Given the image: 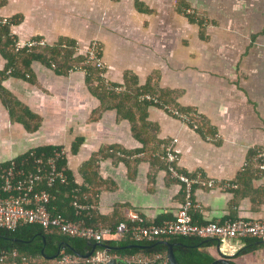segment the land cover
Returning a JSON list of instances; mask_svg holds the SVG:
<instances>
[{"label": "crops", "instance_id": "obj_1", "mask_svg": "<svg viewBox=\"0 0 264 264\" xmlns=\"http://www.w3.org/2000/svg\"><path fill=\"white\" fill-rule=\"evenodd\" d=\"M0 16L14 19L10 33L20 41L38 36L51 43L66 36L84 50L98 40L108 82H122L129 71L139 84L155 76L158 87L180 90L176 101L204 117L212 138L158 106L147 108V120L156 137L151 147L176 138V166L196 179L192 217L198 223L264 220V0H5ZM4 64L0 55V68ZM32 73L35 82L14 76L1 82L41 122L28 132L0 100V163L37 146H60L80 184L79 167L103 145L128 151L143 146L114 109L93 119L99 100L83 71L61 75L34 61ZM76 138L81 142L72 152ZM133 161L116 155L97 161L105 185L92 206L100 215L116 207L126 216L134 210L150 223L174 218L184 185L157 160ZM218 245L207 248L215 258L233 256L243 243ZM250 253L229 259L259 264V258H247Z\"/></svg>", "mask_w": 264, "mask_h": 264}, {"label": "trees", "instance_id": "obj_2", "mask_svg": "<svg viewBox=\"0 0 264 264\" xmlns=\"http://www.w3.org/2000/svg\"><path fill=\"white\" fill-rule=\"evenodd\" d=\"M4 2L5 0H0V7ZM3 19L4 17L0 16V55L5 62L4 66L0 68V100L7 108L12 120L21 123L28 132H34L40 126L41 117L31 111L27 105L22 103L1 84L2 80L9 76L35 82L32 73V63L39 61L61 75H66L71 70L76 69L83 71L86 87L99 100L98 106L92 111L93 119H98L107 109H114L117 120L128 119L133 135L143 144L142 147L131 151L125 150L117 144L103 145L99 150L93 152L79 167V173L83 178V182L80 184L75 181L72 171L67 167L66 156L60 158L58 167L63 170L67 180L66 183L57 182L52 187H46L52 196L48 204V209L52 214H61L70 220H83L86 225L96 229L115 228L121 221L129 223L127 216L121 214L117 207L108 215H100L92 206L96 195L105 185V181L98 174L97 161L107 156L115 155L125 162L134 160V163L142 158H148L157 160L160 164L159 166L167 170V166L161 157L164 153V147L159 148V141L154 142L155 145L151 147V142L155 141L156 137L153 132L154 125L147 120V108L149 106L161 107L167 104L177 108L183 114H191L192 123H189V125L212 138L213 131H211L204 117L194 108L178 104L176 98L180 90L158 87L155 76H148L143 84H139L136 75L129 71L124 73L122 82H108L100 75L101 72L105 71V68H100L95 61H88L87 52L79 48L78 42L74 38L62 36L51 43L46 41L47 44L45 45L17 48L15 46L16 38L12 37L10 33V24L14 19H6L5 21ZM197 21L198 23L200 22L199 19ZM36 38L40 37L36 36ZM118 86L123 89L117 91L115 88ZM142 95H149L152 99L141 97ZM153 99L157 101L154 102ZM80 142L81 138L74 140L71 146L72 152L76 150ZM54 148H59V146H37L14 159L17 163L21 161L31 163L35 157L43 154L48 155ZM142 152L145 154L142 155ZM138 154H141V156ZM8 164L9 160L0 163V173ZM41 187H45V185L38 186V188ZM2 194L0 180V195ZM74 198H76L78 203L86 205L87 208L77 211V208L73 205ZM193 219L195 221L194 216ZM161 222L162 220H157L153 223L160 224ZM145 223L149 224L150 222L145 221ZM240 240L243 245L233 256L227 257H237L264 246V241L250 235L242 237ZM166 242L172 243L174 256L179 264L211 263L215 256L207 248L214 247L219 243L215 238L179 234L160 235L151 240H134L129 233H126L116 239H105L101 241L104 246H97L96 248L143 244L146 245L143 248L132 247L108 250L111 253L128 257L160 254L165 258L167 251ZM90 243L85 238L63 233L56 227L44 228L39 224L31 223L14 229L0 227V251L4 250L11 254L13 250H16L19 257L25 256L40 264H53L61 253H76L83 256L91 249ZM81 264H86L85 259H83ZM165 264H169L168 261Z\"/></svg>", "mask_w": 264, "mask_h": 264}, {"label": "built area", "instance_id": "obj_3", "mask_svg": "<svg viewBox=\"0 0 264 264\" xmlns=\"http://www.w3.org/2000/svg\"><path fill=\"white\" fill-rule=\"evenodd\" d=\"M6 19L4 18L3 21ZM46 40L42 38H31L26 41H15V46L32 47L35 45H45ZM87 52V60L95 61L100 68H104L101 58L102 47L98 40H92L84 49ZM104 77V72L100 73ZM122 90L121 86L115 88ZM146 99H152L149 95H142ZM156 102V99H153ZM161 108L168 113L180 118L186 123H192L190 115L181 113L171 105H162ZM177 141L173 138L164 144V153L161 155L167 166L170 177L179 180L184 185V199L176 211L174 218L162 221L160 224H146L137 211L129 210L127 219L129 221L119 222L115 228L106 227L96 229L86 225L83 220H70L61 214H52L48 209V204L52 198L46 187H52L55 183H66V175L58 167V160L65 156L63 147L54 148L48 155L35 157L33 161H21L17 163L14 158L9 160V164L1 170V190L0 195V227L14 229L25 224H39L44 228L56 227L63 233L71 236L85 238L90 242H101L105 239H116L129 233L134 240L154 239L160 235H188L202 238H215L219 242L228 239L239 240L245 236H253L264 241V220H249L245 218H228L220 222L209 221L197 223L192 217L191 210L198 207L191 198L192 184L196 179L189 177L178 170L176 161L178 155L173 145ZM264 158V150L259 154ZM40 185L45 187L38 188ZM77 211L87 208L86 205L73 200ZM85 259L86 264H106L115 259L118 264H165L167 258L160 254L154 256L134 255L132 257L111 253L107 248H95L88 257L80 256L76 253H61L53 264H81ZM0 264H40L25 256H18L16 250L11 254L0 251Z\"/></svg>", "mask_w": 264, "mask_h": 264}, {"label": "water", "instance_id": "obj_4", "mask_svg": "<svg viewBox=\"0 0 264 264\" xmlns=\"http://www.w3.org/2000/svg\"><path fill=\"white\" fill-rule=\"evenodd\" d=\"M167 244V251H166V258L169 264H179L178 261L176 260L175 256H174V252L172 249V243L170 242H166ZM91 249L83 254V257H88L91 255V253L94 251V249L97 246H104L101 242H91ZM146 245L143 244H129V245H125V246H121V247H116V246H108L107 249H118V248H132V247H137V248H143ZM218 244H217V248H218ZM52 258V257H50ZM234 264L229 257H227V255H220L219 257L215 258L211 263L209 264ZM106 264H118V262H116L115 259L110 260L109 262H107Z\"/></svg>", "mask_w": 264, "mask_h": 264}, {"label": "rangeland", "instance_id": "obj_5", "mask_svg": "<svg viewBox=\"0 0 264 264\" xmlns=\"http://www.w3.org/2000/svg\"><path fill=\"white\" fill-rule=\"evenodd\" d=\"M247 258L248 259H250V258H256V259H258L259 258L257 262L259 264H264V246H262V248L254 251V252H251L249 254V256H247Z\"/></svg>", "mask_w": 264, "mask_h": 264}]
</instances>
